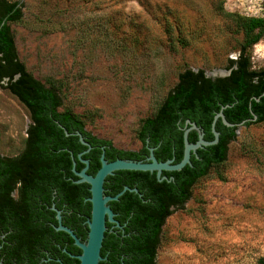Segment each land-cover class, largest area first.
Wrapping results in <instances>:
<instances>
[{"label":"rangeland","instance_id":"rangeland-1","mask_svg":"<svg viewBox=\"0 0 264 264\" xmlns=\"http://www.w3.org/2000/svg\"><path fill=\"white\" fill-rule=\"evenodd\" d=\"M19 59L95 135L139 149L137 132L186 68L228 71L243 32L226 14L263 16L264 0H10ZM264 68V36L249 50ZM31 116L0 86V153L26 145ZM156 264H264V122L240 126L227 160L192 188L161 232Z\"/></svg>","mask_w":264,"mask_h":264},{"label":"trees","instance_id":"trees-1","mask_svg":"<svg viewBox=\"0 0 264 264\" xmlns=\"http://www.w3.org/2000/svg\"><path fill=\"white\" fill-rule=\"evenodd\" d=\"M226 14L243 32L238 57L229 59L230 74L212 78L204 69L181 71L177 83L168 91L157 111L142 120L137 132L142 148L134 151L118 148L112 140L93 134L71 110H60L63 102L57 89L36 78L19 59L9 23L22 18L21 3L0 0V86L14 94L31 116L26 147L19 156L9 159L37 161L36 167L46 170V173L40 172V183L46 176V182L55 187L58 198L71 188V226L78 228L79 236L84 238L89 232L88 225L82 221L90 218L92 203L88 200L90 184L77 182L79 176L73 171L74 159L78 171L85 167L79 154L89 148L81 142L78 131L91 145L82 158L89 160L87 172L95 175L101 167L103 153L108 161L117 158L146 160L153 147L159 161L173 159L178 163L184 155L187 120L196 122L203 129L204 138L212 140V123L222 106H226L223 112L233 124L226 125L219 118L216 122L219 141L192 152V163L182 169L164 170L162 175L167 178L162 181L156 171L118 170L106 177L105 194L115 195L127 183L137 187L143 196L134 190H126L118 200L110 201L112 209L120 212L117 218L121 224H127L124 232L113 228L114 223L107 220L99 264H156L162 228L173 209L190 199L192 188L199 179L227 160L229 144L236 138L240 124L249 126L264 122V68L253 69L248 52L264 36V17L235 12ZM188 139L196 142L199 132L191 130ZM121 172L133 179L121 180L118 176Z\"/></svg>","mask_w":264,"mask_h":264},{"label":"flooded vegetation","instance_id":"flooded-vegetation-1","mask_svg":"<svg viewBox=\"0 0 264 264\" xmlns=\"http://www.w3.org/2000/svg\"><path fill=\"white\" fill-rule=\"evenodd\" d=\"M141 148L142 143L139 149ZM21 153L15 156L0 153V264H79L78 256L82 249L76 245L70 233L58 229L60 225L68 227L82 242L87 240L88 233L83 238L79 236L78 228L71 226V188L64 192V196L58 198L55 187L46 182V176L40 183V172L46 173V170L37 168V161L9 159ZM118 176L124 181L133 179L124 172ZM123 185L122 190L125 187L130 188L127 190L137 189L134 191L139 193L140 197L143 196L137 187H131L127 183ZM114 213L120 226L114 223L113 228L125 232L127 222L121 224L117 218L120 212ZM88 219L89 217H86L82 223L88 225Z\"/></svg>","mask_w":264,"mask_h":264},{"label":"water","instance_id":"water-1","mask_svg":"<svg viewBox=\"0 0 264 264\" xmlns=\"http://www.w3.org/2000/svg\"><path fill=\"white\" fill-rule=\"evenodd\" d=\"M231 70L221 71L217 77H223L229 75ZM208 76V74L206 73ZM18 75H16V78ZM216 78V77H212ZM7 80V79H6ZM226 106H222L221 110L215 115L212 123V132L214 134V139L206 140L204 138L203 129L197 125L196 122L187 120L189 125L184 132V155L181 161L174 163L173 159H168L166 161H159L154 153V148L150 147V154L146 160H134V159H122L118 158L113 161H108L105 158L103 153L101 156V167L98 169L95 175L89 174L87 172L89 168V160L82 158V154L89 151L91 145L85 141L83 135L78 131L77 134L80 136L82 143L89 146L86 151H83L79 154V158L86 165L85 167L78 171L76 169V161L74 159L73 171L79 179L77 182H88L90 184L91 196L88 200L92 203V213L91 217L88 219L89 232L86 241H81L74 231L68 227L60 225L58 229H64L70 233L75 239V243L82 249V253L78 256L80 263L79 264H99L102 259L101 248L103 239L105 236V231L107 229L106 221L109 220L120 226L118 220L115 219V213L109 205V201L117 200L125 190L130 189L125 187L120 193L115 196H110L105 194L104 182L108 175L113 174L116 170H142V171H156L157 177L160 181L167 178V176L162 175L164 170H180L185 167L187 164H191V154L192 152H197V149L200 147L216 144L220 138V132L216 129V122L219 118L222 119L223 123L226 125H233L230 123L223 112ZM256 118V116H255ZM239 126H242L241 124ZM196 129L199 132V139L196 142H190L188 139V134L191 130ZM66 133L68 134L67 130ZM137 190V189H133ZM59 218L60 215H58Z\"/></svg>","mask_w":264,"mask_h":264}]
</instances>
